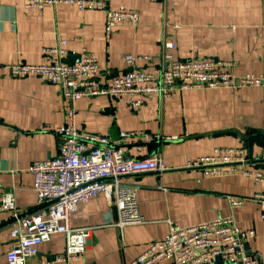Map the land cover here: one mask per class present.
<instances>
[{
  "label": "crops",
  "instance_id": "1",
  "mask_svg": "<svg viewBox=\"0 0 264 264\" xmlns=\"http://www.w3.org/2000/svg\"><path fill=\"white\" fill-rule=\"evenodd\" d=\"M100 1L110 9L136 11L139 22L119 24L106 33L102 11H78L67 4L35 10L24 8L23 0H0V194L12 193L18 212L37 208L28 168L56 155L60 138L55 128L65 122L72 106L76 127L86 133L110 139L121 130L153 134L155 138L141 152L130 147L127 156L157 155L165 168L120 178L134 191L144 224L116 226L115 208L103 195L77 205L69 225L87 227L89 232L75 264H127L148 243L162 239L169 224L189 227L226 217L254 231L244 244L245 253L255 264H264V222L258 206L249 200L261 188L241 175L211 176L202 168L186 167L188 159L208 155L214 148L243 146L249 156L264 146L252 140H263L264 0ZM59 38L70 52L85 47L94 54L99 66L96 80L102 84L128 70L125 54L149 57L138 61L139 68L160 65L164 41L174 44L176 60L229 62L235 76H262V84L174 89L168 97L152 96L133 110L125 99L103 96L70 103L57 87L38 77L17 78L9 73L8 67L17 63L39 64L41 48ZM227 197L243 201L231 207ZM7 217L0 213V228ZM7 243L6 238L0 240V264H6ZM63 250L64 237L55 234L27 263L50 261Z\"/></svg>",
  "mask_w": 264,
  "mask_h": 264
},
{
  "label": "built area",
  "instance_id": "2",
  "mask_svg": "<svg viewBox=\"0 0 264 264\" xmlns=\"http://www.w3.org/2000/svg\"><path fill=\"white\" fill-rule=\"evenodd\" d=\"M58 4L73 6L78 11H102L106 33L119 24L135 26L139 22L136 11L124 7L110 9L100 0H23L24 8L35 10ZM173 50L174 44L164 41L161 64L147 68H139L137 63L149 57L125 54L123 59L128 70L102 84L96 80L99 66L94 54L85 47H80L77 53L70 52L66 41L59 38L52 46L41 48L39 64L17 63L9 66L8 71L17 78L38 77L46 81L57 87L70 103L82 97L103 96L125 99L133 110L142 107L152 96L168 97L174 89L241 88L262 84V76H235L229 62L211 58L176 60ZM71 55H77L78 61L67 64L65 59ZM55 133L60 138L56 155L28 168L37 208L32 212H18L12 193L0 194V213L8 216L7 223L0 228V240L8 241L6 264H28V260L38 256L40 245L55 234L64 237L63 253L37 264L78 263L86 247L89 228H72L69 218L78 204L98 195H103L115 208L114 224L119 228L144 224L145 220L137 211L134 191L122 185L120 178L165 170L157 155L141 159L127 156L130 147L141 152L144 145L155 138L153 134L121 130L116 139H110L102 134L86 133L76 127L72 106ZM262 136L264 140V125ZM260 164H264V146L249 156L243 146L214 148L208 155L186 161L187 168H202L211 176L237 174L259 186L261 191L249 200L258 206L259 219L264 222V169L259 168ZM227 200L231 207H238L243 201L239 197H227ZM169 225L162 239L148 243L127 264H217L215 257H219L221 264L256 263L246 255L244 248L254 231L238 227L231 217L189 227Z\"/></svg>",
  "mask_w": 264,
  "mask_h": 264
},
{
  "label": "water",
  "instance_id": "3",
  "mask_svg": "<svg viewBox=\"0 0 264 264\" xmlns=\"http://www.w3.org/2000/svg\"><path fill=\"white\" fill-rule=\"evenodd\" d=\"M78 61V56L76 55V56H73V57H67L66 59H65V62L67 63V64H71V63H73V62H77ZM252 140H255V141H258L259 143H261V144H264V140H256V139H252ZM249 151L247 150V153H248ZM263 169H264V166H263ZM214 262L215 263H217V264H221L220 263V259H219V257H215V259H214ZM227 264H241L240 262H237V263H227Z\"/></svg>",
  "mask_w": 264,
  "mask_h": 264
}]
</instances>
